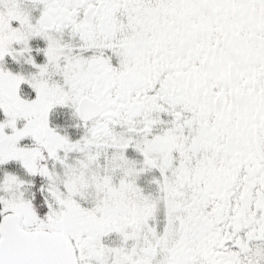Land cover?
I'll use <instances>...</instances> for the list:
<instances>
[{
    "label": "snow or ice",
    "instance_id": "6c2138e0",
    "mask_svg": "<svg viewBox=\"0 0 264 264\" xmlns=\"http://www.w3.org/2000/svg\"><path fill=\"white\" fill-rule=\"evenodd\" d=\"M0 264H264V0H0Z\"/></svg>",
    "mask_w": 264,
    "mask_h": 264
}]
</instances>
